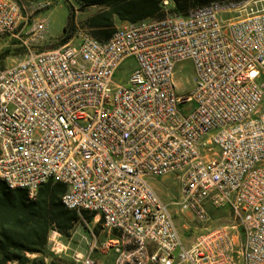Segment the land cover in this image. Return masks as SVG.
Segmentation results:
<instances>
[{
	"label": "built area",
	"instance_id": "obj_1",
	"mask_svg": "<svg viewBox=\"0 0 264 264\" xmlns=\"http://www.w3.org/2000/svg\"><path fill=\"white\" fill-rule=\"evenodd\" d=\"M52 6L0 0V38L27 35L28 47L0 70V180L29 199L65 184L63 204L111 235L114 264H264V0H213L34 51ZM129 57L139 66L122 85ZM186 60L195 87L183 94ZM171 173L181 196L168 203L148 179ZM209 204L233 221L186 245L176 214L206 223ZM95 248L76 262L98 264Z\"/></svg>",
	"mask_w": 264,
	"mask_h": 264
},
{
	"label": "trees",
	"instance_id": "obj_2",
	"mask_svg": "<svg viewBox=\"0 0 264 264\" xmlns=\"http://www.w3.org/2000/svg\"><path fill=\"white\" fill-rule=\"evenodd\" d=\"M79 10L97 7L82 25L93 37L105 40L118 28L119 22H137L162 18L167 13L185 14L186 0H175V6L167 11L164 0H75ZM66 32L61 45L72 37L75 9L71 7ZM72 26L68 31V27ZM60 46V45H59ZM67 187L61 182L43 184L35 199H29L26 190L10 188L0 180V264H46L50 233L53 230L70 236L81 215L67 208L62 195ZM89 219L94 214L83 213ZM28 253L38 256L30 258ZM54 264L53 262H51Z\"/></svg>",
	"mask_w": 264,
	"mask_h": 264
},
{
	"label": "rangeland",
	"instance_id": "obj_3",
	"mask_svg": "<svg viewBox=\"0 0 264 264\" xmlns=\"http://www.w3.org/2000/svg\"><path fill=\"white\" fill-rule=\"evenodd\" d=\"M51 1L53 2L52 8L42 12L39 16L40 18L47 19L48 27L45 31L44 39L41 40L39 44L30 46V49L34 51L47 50L61 45V40L66 32L65 28L68 23L69 14L71 13V7L75 9V12H73L75 27L70 39H75L76 45H79L80 37L85 34H90L88 29L82 25L83 21L98 9L97 7H92L85 11H80L79 4L75 0ZM211 1L213 0H186L187 9L189 10ZM163 6L167 11H170V9L175 6V0H164ZM124 24L125 22H119L118 27ZM68 28V31H70L72 26ZM26 37L27 35H23V40L17 39L11 35L0 38V70L13 65L25 56L28 52V47L23 42ZM138 66L139 64L135 57L127 58L119 67L115 75V81L122 85H128L133 72ZM194 78L195 67L192 61H181L176 65L175 82L180 93L185 94L194 89ZM148 180L164 201L171 203L173 200L180 198L181 192L178 182V173H171L162 177H150ZM207 208L210 212L211 220L206 223L197 221L194 215L189 214V212H179L176 214L175 221L186 245L202 233L204 227L231 223L234 219L228 208H215L210 204ZM107 240V230L104 228L102 221L98 218H94V216L92 219H89L85 214H82L81 219L76 222L70 236H65L61 233L60 235H54L52 232L50 233L46 264H52L51 262L54 264H78L74 255L78 253L85 254L94 244L100 247L94 249L95 259H99L100 261L101 256L106 254L108 250L109 253L106 255V258L108 262L111 263L114 258H116V255L113 248H108L105 245ZM28 256L34 258L38 255L28 253ZM10 264L17 263L11 262Z\"/></svg>",
	"mask_w": 264,
	"mask_h": 264
},
{
	"label": "crops",
	"instance_id": "obj_4",
	"mask_svg": "<svg viewBox=\"0 0 264 264\" xmlns=\"http://www.w3.org/2000/svg\"><path fill=\"white\" fill-rule=\"evenodd\" d=\"M107 236H108V239H110L111 235H110L108 232H107ZM92 246H96L97 249L100 248V247L97 246L96 244H94V245H92ZM92 246H91V247H92ZM91 247H90V248H91ZM89 250H90V249H89ZM89 250H88V251H89ZM88 251H86V252H88ZM86 252H85V253H86ZM94 252H95V250H93V253H92V254H93V256L95 257ZM108 253H109V251L107 250L106 254H104V255L101 256L100 261H99V259L96 260L97 263H98V264H114L115 258H114V260H113L111 263L108 262V260H107V258H106V257H107L106 255H107ZM115 255H116V254H115Z\"/></svg>",
	"mask_w": 264,
	"mask_h": 264
},
{
	"label": "bare ground",
	"instance_id": "obj_5",
	"mask_svg": "<svg viewBox=\"0 0 264 264\" xmlns=\"http://www.w3.org/2000/svg\"><path fill=\"white\" fill-rule=\"evenodd\" d=\"M0 150H1V142H0Z\"/></svg>",
	"mask_w": 264,
	"mask_h": 264
}]
</instances>
